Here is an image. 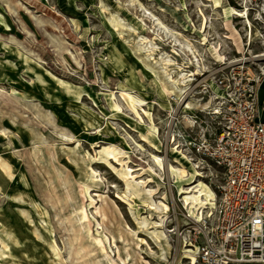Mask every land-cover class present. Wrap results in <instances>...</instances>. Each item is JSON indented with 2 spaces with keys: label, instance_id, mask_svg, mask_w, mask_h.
Masks as SVG:
<instances>
[{
  "label": "rangeland",
  "instance_id": "rangeland-1",
  "mask_svg": "<svg viewBox=\"0 0 264 264\" xmlns=\"http://www.w3.org/2000/svg\"><path fill=\"white\" fill-rule=\"evenodd\" d=\"M262 21L264 0H0V264H170L180 192L207 184L188 209L210 211L221 178L187 141L207 107L164 84L194 70L178 40L201 96L217 53L262 49Z\"/></svg>",
  "mask_w": 264,
  "mask_h": 264
},
{
  "label": "built area",
  "instance_id": "built-area-1",
  "mask_svg": "<svg viewBox=\"0 0 264 264\" xmlns=\"http://www.w3.org/2000/svg\"><path fill=\"white\" fill-rule=\"evenodd\" d=\"M257 40L262 49L252 55L213 58L196 83L209 102L210 125L188 133L189 149L218 168L221 178L212 210L173 211L166 230L170 264H264V122L257 118L256 98L264 80V21Z\"/></svg>",
  "mask_w": 264,
  "mask_h": 264
},
{
  "label": "bare ground",
  "instance_id": "bare-ground-1",
  "mask_svg": "<svg viewBox=\"0 0 264 264\" xmlns=\"http://www.w3.org/2000/svg\"><path fill=\"white\" fill-rule=\"evenodd\" d=\"M237 14H238V16H246L245 11L238 12ZM178 42H179L180 49L185 48L189 51L190 60L193 63L192 65L194 67V70H191L189 74L182 73L181 79H178L176 81L173 80V81H169V82H164V84H165L166 88L175 96L176 99H180V104H181L183 112H185V113L190 112L194 108H196L197 110H204L202 108L208 107V104H209L208 101L202 100V97L199 95H193L192 94L189 97H186L184 95V93L187 89V85L194 79V76L197 75V73L200 71V68L202 67L201 59L198 57V55L196 54L193 47H191V45L186 40H178ZM217 57L221 58L219 53H217ZM198 107H200V108H198ZM176 172H178L179 176H181V177H185L187 175V172L183 166H180L179 168H177ZM169 173L170 174L172 173L170 167H169ZM196 175H198V173ZM212 191L213 190H211L207 184H205L201 181H197L196 183H194V185H192L190 187H186L185 189H183L180 192V193H183L180 200L182 201L183 205L186 208H191V207L195 206V203L191 204L192 202H201L203 204L207 203V202H212L214 200V194ZM145 198H146V196H145ZM149 198H150V196H149ZM150 201H151V198H150ZM151 203H153V202H151ZM161 207L164 208L165 206H161ZM152 208H154V207H152ZM204 208H206V206H202V207L197 206L195 212H202V210ZM159 210H160V208H159ZM165 218H166V216H165ZM152 229H155V228H152ZM147 234H149V233H147ZM158 236H159V234H158Z\"/></svg>",
  "mask_w": 264,
  "mask_h": 264
},
{
  "label": "crops",
  "instance_id": "crops-1",
  "mask_svg": "<svg viewBox=\"0 0 264 264\" xmlns=\"http://www.w3.org/2000/svg\"><path fill=\"white\" fill-rule=\"evenodd\" d=\"M236 44H238V42H235V45ZM256 98L258 107L257 118L258 120L264 122V80H262L257 86Z\"/></svg>",
  "mask_w": 264,
  "mask_h": 264
}]
</instances>
